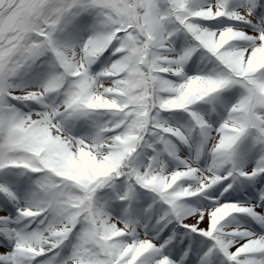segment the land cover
<instances>
[{
    "label": "snow or ice",
    "instance_id": "1",
    "mask_svg": "<svg viewBox=\"0 0 264 264\" xmlns=\"http://www.w3.org/2000/svg\"><path fill=\"white\" fill-rule=\"evenodd\" d=\"M0 264H264V0H0Z\"/></svg>",
    "mask_w": 264,
    "mask_h": 264
}]
</instances>
